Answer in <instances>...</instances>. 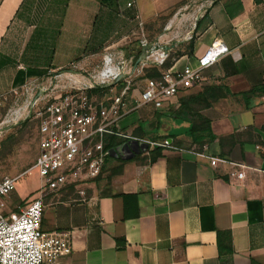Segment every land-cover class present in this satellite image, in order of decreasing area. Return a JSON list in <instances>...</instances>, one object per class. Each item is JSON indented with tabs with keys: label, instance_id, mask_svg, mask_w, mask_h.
I'll list each match as a JSON object with an SVG mask.
<instances>
[{
	"label": "crops",
	"instance_id": "obj_1",
	"mask_svg": "<svg viewBox=\"0 0 264 264\" xmlns=\"http://www.w3.org/2000/svg\"><path fill=\"white\" fill-rule=\"evenodd\" d=\"M158 1L124 6L115 0L117 10L132 9L142 27L179 5L154 42L145 38L169 52L161 71L195 68L215 40L229 53L160 108L140 104L136 94L134 106L110 121L123 138L111 148L118 155L108 151L100 176L82 186L84 199L53 200L49 193L42 229L71 236V252L57 264H264V94H252L264 87V0H215L205 8L193 0V17L184 13L185 0ZM117 10L100 0H0V95L38 77L26 76L31 67L18 59L21 50H2L14 29L27 30L20 44L44 37L38 44L47 46L54 71L86 54L78 47L101 12L113 20L106 19L108 31L92 41L90 52L116 46ZM70 34L78 42L68 43ZM131 140L149 143L148 150L131 156L122 149ZM156 143L159 154L151 161ZM208 157L226 163L213 167ZM25 199L16 195L12 203L17 208Z\"/></svg>",
	"mask_w": 264,
	"mask_h": 264
},
{
	"label": "built area",
	"instance_id": "obj_2",
	"mask_svg": "<svg viewBox=\"0 0 264 264\" xmlns=\"http://www.w3.org/2000/svg\"><path fill=\"white\" fill-rule=\"evenodd\" d=\"M213 1L206 2L210 5ZM187 39L192 37L188 36ZM139 45L143 51L139 58L141 67L150 63L160 68L168 59V50L160 44H149L142 38ZM228 53L227 46L215 40L197 58L195 68L185 66L176 72L162 71L159 78L146 79L139 92V103H151L160 108L163 102L174 98L181 90L200 83L203 71ZM131 77L132 72L125 71L123 59L112 54L104 58V68L98 74L99 84L103 86L123 81L124 87L120 96L115 98V104H120L123 96L130 91ZM36 117L39 124L35 162L19 176L0 178V264H57L61 258L70 254L72 243L68 233L42 229L45 198L49 193L74 183H88L95 179L101 173L108 156L102 137L105 134L117 135L107 117L101 123L97 122L87 96L77 92L66 93L59 101L47 103L41 112H37ZM208 159L213 167L226 163L221 158ZM239 167L244 168L241 165ZM32 170L37 171L42 182L37 196L24 207L10 210L7 198L14 191L17 180L24 174H31ZM230 177L241 179L243 172H231ZM79 195L81 200L84 199V189H80Z\"/></svg>",
	"mask_w": 264,
	"mask_h": 264
},
{
	"label": "rangeland",
	"instance_id": "obj_3",
	"mask_svg": "<svg viewBox=\"0 0 264 264\" xmlns=\"http://www.w3.org/2000/svg\"><path fill=\"white\" fill-rule=\"evenodd\" d=\"M119 1L123 3L124 6L126 5L127 0ZM206 1L210 2L211 0H197V4L203 5L205 8L207 4ZM183 3L188 5L184 13L193 17L195 5L193 0H185ZM178 7L179 5L172 6L167 9L165 13L154 16L150 24L145 22V27L139 24L140 19L135 17L136 13L132 9H130V12H122L118 9L116 14H114L117 31L115 38L121 40L118 41L119 43L116 46L106 51L101 50L98 53L92 54V52H90L93 50V46L91 45L92 41L97 37H101L108 31L106 19L111 18L113 20L112 14L108 18L105 12H101L100 18L95 24V29H87L86 34L88 37L85 38L84 43L78 47L85 48L86 50V54L81 58L82 60L80 59L54 71H50V68L47 70L45 67L47 72L46 75L30 78L27 83L16 90V92H7L0 95V178L6 176H19L33 165L38 155L37 129L39 119L36 117V114L37 112H41L47 103L59 101L66 93L77 92L86 95L91 110L96 114L98 123H101L105 117H107L109 121H113L112 119L128 112L134 106V100H137L136 94H139L143 89L145 80L150 79L145 75L146 69L148 70V68L154 67L150 63L141 67L139 58L135 57L134 52V50L138 48L137 42L142 38L154 42L158 34L162 32L160 27L168 23L176 14ZM49 9H54V7H50ZM25 10L26 7L22 6L21 15ZM104 17L105 20L102 19ZM190 21L193 22L192 19ZM110 24L112 26V22H110ZM172 29L170 31H172ZM40 32L41 31L38 30L33 33L39 35L41 34ZM26 34L27 30L22 28L14 29V31L10 32L6 37L2 45V50L5 49L4 51L10 55L17 50L19 52L21 50V55L18 59L23 62L31 59L30 55L36 60L35 55L37 52L38 60L47 65L52 55L51 53H46V45L38 44L39 42L45 41L44 37L39 36L37 39H34L37 44H30L29 42L20 44L21 41L26 38ZM63 34L64 36L66 35L65 32H63ZM92 35L94 37H92ZM67 38L68 43L78 42V39H72V34ZM89 43L91 46H88ZM62 47L63 46L60 44L59 48ZM42 50L44 53L41 52ZM47 51H49V49H47ZM73 51L75 52L76 50L73 49ZM109 54L123 59L125 62V71L130 70L132 72L130 91L127 95L123 96L120 104H115V98L120 96L124 86L122 88L121 86H112L111 88L110 85L103 86L99 84L98 74L103 70L104 58ZM56 61L57 58H55L54 62ZM1 74L2 71L0 72V79L3 80L4 78H2ZM121 83L124 84L123 81ZM109 86L111 89L107 90V92L100 91L89 93V91L94 88H105ZM136 90L138 92H135ZM105 135L102 137L103 146ZM85 182L81 181L74 183L73 185L50 194L54 196L53 200H77L80 198L79 191L82 188L81 185ZM41 183V179L36 170H32L31 174L22 175L17 180L14 191L7 198L9 209L12 211L17 210L15 204L12 203L16 195L19 197H26L25 201L20 202V207H24L27 201L30 202L34 199L37 196L39 191L38 188ZM71 186H74V188L69 189Z\"/></svg>",
	"mask_w": 264,
	"mask_h": 264
},
{
	"label": "trees",
	"instance_id": "obj_4",
	"mask_svg": "<svg viewBox=\"0 0 264 264\" xmlns=\"http://www.w3.org/2000/svg\"><path fill=\"white\" fill-rule=\"evenodd\" d=\"M100 3L102 4V6L106 5V7H108L110 10H117V5H116L115 0H100ZM141 55H142V50H136L135 51V57L136 58H140ZM23 63L26 65H29V67H31V68L26 69L27 70L26 76H28V77H32V76L42 77V76L47 74L45 67L47 68V70H48V68H50V62L46 65L45 63H42L41 61H39L38 58H36V60H30V61L28 60V61L23 62ZM168 66H169V64L167 63L166 65H164V68H167ZM161 72H162L161 69L154 66V67L148 68V70L146 69L145 75H146V77H149L150 79H157L161 76ZM19 78H21L20 85H23L24 84L23 72L20 73V76L16 77V80ZM110 86H111V88H112V86L113 87L121 86V88H122L124 86V84H122L121 82H117L116 84L110 85ZM110 86L105 87V88L104 87L103 88L97 87V88L90 90L89 93H96V92H100V91L107 92V90L111 89ZM254 93L264 94V87H262L260 89L253 90L252 94H254ZM122 140H123V138L118 137L116 134H106L105 140H104V149L109 151L111 148H114L116 145H118L120 143V141H122ZM154 146L155 147L151 151V161H154L159 154L157 152L158 148H159V146H157V143L154 144ZM109 157H110V154L108 153V156L106 158H109ZM100 174L96 178H98L100 176ZM72 188H74V186H71L69 189H72Z\"/></svg>",
	"mask_w": 264,
	"mask_h": 264
},
{
	"label": "water",
	"instance_id": "obj_5",
	"mask_svg": "<svg viewBox=\"0 0 264 264\" xmlns=\"http://www.w3.org/2000/svg\"><path fill=\"white\" fill-rule=\"evenodd\" d=\"M122 147V149L125 152H128L131 156H136L147 151L149 148V143L131 140L124 143ZM110 152L113 153L115 156L118 155L117 151L114 149H111Z\"/></svg>",
	"mask_w": 264,
	"mask_h": 264
},
{
	"label": "bare ground",
	"instance_id": "obj_6",
	"mask_svg": "<svg viewBox=\"0 0 264 264\" xmlns=\"http://www.w3.org/2000/svg\"><path fill=\"white\" fill-rule=\"evenodd\" d=\"M110 71V70H109Z\"/></svg>",
	"mask_w": 264,
	"mask_h": 264
}]
</instances>
